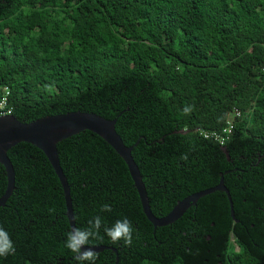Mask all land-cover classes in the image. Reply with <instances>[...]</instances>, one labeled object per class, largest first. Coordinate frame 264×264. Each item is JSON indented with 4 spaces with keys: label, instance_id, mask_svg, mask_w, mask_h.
Here are the masks:
<instances>
[{
    "label": "trees",
    "instance_id": "obj_1",
    "mask_svg": "<svg viewBox=\"0 0 264 264\" xmlns=\"http://www.w3.org/2000/svg\"><path fill=\"white\" fill-rule=\"evenodd\" d=\"M263 67L264 0H0V100L11 116L116 119L155 217L220 181L230 195L234 218L216 191L154 228L106 142L89 131L62 140L57 155L75 227L102 217L103 239L87 245L106 248L95 264H264ZM186 106L192 111L182 115ZM233 110L241 115L223 145L203 138ZM7 156L14 186L0 227L15 253L0 264H78L64 246V196L47 158L28 143ZM6 187L0 165V198ZM105 203L110 212L100 210ZM125 217L131 246L103 231Z\"/></svg>",
    "mask_w": 264,
    "mask_h": 264
},
{
    "label": "water",
    "instance_id": "obj_2",
    "mask_svg": "<svg viewBox=\"0 0 264 264\" xmlns=\"http://www.w3.org/2000/svg\"><path fill=\"white\" fill-rule=\"evenodd\" d=\"M115 124L116 119L107 120L93 113H83L79 111L56 116H46L29 123L20 122L11 115L0 117V165L4 168L7 176V187L3 196L0 198V206L4 205L14 186V171L7 156V152L19 143H28L43 152L54 170L62 187L66 208L65 215L68 220L69 228L71 230L75 227L69 187L60 168L57 155V144L80 132L89 131L106 142L124 161L139 196L143 214L154 228L165 227L172 224L181 218L191 206L195 205L198 199L216 191L226 194L230 206V215L234 218L230 195L221 181L212 188L193 193L178 201L167 215L155 217L150 210L148 196L144 184L142 183L140 172L131 156L132 147L124 145L115 131ZM91 248L96 253L106 249L104 247Z\"/></svg>",
    "mask_w": 264,
    "mask_h": 264
},
{
    "label": "clouds",
    "instance_id": "obj_3",
    "mask_svg": "<svg viewBox=\"0 0 264 264\" xmlns=\"http://www.w3.org/2000/svg\"><path fill=\"white\" fill-rule=\"evenodd\" d=\"M47 91L52 92V85H45ZM192 111V106H186L182 109V115H188ZM182 160H187V154L181 156ZM102 212H110L111 205L105 203L100 209ZM54 211V209L50 210ZM86 228L73 227L67 234L65 240V247L74 253L73 259L78 264H95L98 254L92 250L91 247H85L92 239H103L100 235L102 225V217L97 215L90 219ZM104 234L114 244L123 242L124 246H131L133 241V226L131 222L125 217L116 220L111 226L103 227ZM83 249V250H82ZM15 253V246L12 242L8 232L0 227V257H6L9 254Z\"/></svg>",
    "mask_w": 264,
    "mask_h": 264
},
{
    "label": "built area",
    "instance_id": "obj_4",
    "mask_svg": "<svg viewBox=\"0 0 264 264\" xmlns=\"http://www.w3.org/2000/svg\"><path fill=\"white\" fill-rule=\"evenodd\" d=\"M262 71H264V67L262 68ZM10 115V110L7 109L5 98L3 97L0 100V117L2 116H7ZM240 112L238 110H233L228 117L226 121V125L219 131H203L201 132V135L205 139H211L214 140L215 142L219 143L220 145H223L225 140L228 137V134L230 133L232 126H233V121L236 118L240 117Z\"/></svg>",
    "mask_w": 264,
    "mask_h": 264
}]
</instances>
